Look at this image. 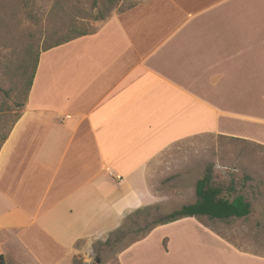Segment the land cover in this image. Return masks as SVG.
<instances>
[{"label": "crops", "instance_id": "obj_1", "mask_svg": "<svg viewBox=\"0 0 264 264\" xmlns=\"http://www.w3.org/2000/svg\"><path fill=\"white\" fill-rule=\"evenodd\" d=\"M201 137L264 148V0H142L41 53L0 148V264H72L135 211L194 204L195 186L185 199L163 185L211 186L230 167L177 158ZM252 178L247 217L155 227L118 264H264V176Z\"/></svg>", "mask_w": 264, "mask_h": 264}, {"label": "rangeland", "instance_id": "obj_2", "mask_svg": "<svg viewBox=\"0 0 264 264\" xmlns=\"http://www.w3.org/2000/svg\"><path fill=\"white\" fill-rule=\"evenodd\" d=\"M141 1L115 0L113 5L116 4V9L119 7L118 10L124 11ZM102 2L104 0H0V137L7 133L16 116L23 112L18 108L21 100L10 77L11 71L22 57L25 43L32 37L34 43L37 44L38 41L40 47L44 37L48 36L57 23L80 15L84 18L86 30L100 28L110 15L116 12L114 9L104 15L103 21L93 22L92 16L97 17ZM176 154L177 158L180 155L184 160H197L207 164L216 161L230 165L224 174L213 178L211 186L221 188L222 195L229 198L241 195L250 202L255 200L256 181L252 177L256 171H260L264 176V148L223 137H201L195 141H185L181 153ZM239 163L251 167H238ZM256 163L262 167L256 169L253 166ZM203 172L202 169L200 178ZM163 186L172 189L168 193L181 194L186 199L194 189L195 183L188 179L181 191H176L177 187L174 185ZM179 203L174 201L166 205L163 211L152 208L130 215L131 217L124 220L120 230L108 236L109 244H105L107 238L82 241L76 246L80 251L76 256L77 261L80 264H118L117 258L121 251L141 239L153 222L173 213L175 208L178 209Z\"/></svg>", "mask_w": 264, "mask_h": 264}, {"label": "trees", "instance_id": "obj_3", "mask_svg": "<svg viewBox=\"0 0 264 264\" xmlns=\"http://www.w3.org/2000/svg\"><path fill=\"white\" fill-rule=\"evenodd\" d=\"M114 1L115 0H104L100 11L97 12V17L94 15L92 16V21H103L104 15H106V13H111L114 9L116 11L115 13L122 12L123 10H118L119 7L116 9V4L113 5ZM81 13L82 12H80V14ZM84 14L85 13H82V15ZM80 16L68 21H64V19L62 21L60 20L61 22L57 23L56 27L49 31L48 36L44 37L40 47L38 41L37 44H35L32 37H30V40L25 43L21 53L22 57L19 59V63L15 69L11 71L10 77L18 91V98L21 100L18 108H21L22 111L26 108L28 95L36 73L40 54L78 38L91 35L99 29L86 30V28H84V18ZM20 116L21 115L16 116L15 121L7 133L0 137V148L8 138L13 126L19 120ZM195 196L196 202L194 204L183 206L179 210L174 211L165 217L159 218L145 231L144 236L155 227L185 218L200 219L206 217L208 219L226 220L229 218H245L250 213V204L244 199V197L236 196L232 201L221 198L219 189L210 186L208 175H205L196 183ZM135 214H139V211H135ZM109 243L110 240L107 238L105 244ZM72 264L80 263L77 261V258H74Z\"/></svg>", "mask_w": 264, "mask_h": 264}]
</instances>
